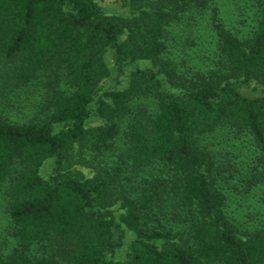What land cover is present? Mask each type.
Instances as JSON below:
<instances>
[{"label": "trees", "instance_id": "1", "mask_svg": "<svg viewBox=\"0 0 264 264\" xmlns=\"http://www.w3.org/2000/svg\"><path fill=\"white\" fill-rule=\"evenodd\" d=\"M235 1L247 28L214 0H0L12 86L45 88L23 123L0 92V264H264V224L226 208L238 180L264 207V0ZM189 13L210 14L215 68L179 54Z\"/></svg>", "mask_w": 264, "mask_h": 264}, {"label": "rangeland", "instance_id": "2", "mask_svg": "<svg viewBox=\"0 0 264 264\" xmlns=\"http://www.w3.org/2000/svg\"><path fill=\"white\" fill-rule=\"evenodd\" d=\"M105 7L115 11H124L120 9L119 6L122 2L121 0H99ZM215 6L219 8V16L223 23L231 27L233 25L240 29V20H244L246 23L242 27L248 26L250 19V11L245 12L242 8V17L239 13L240 5L236 4L235 0H214ZM241 7H244L243 3ZM210 14L199 15L197 13H189L183 18L185 24L182 26L185 30V34L182 35V40L179 41V54L183 55L184 58L190 65L202 67H212L215 68L213 61L215 59V38L214 35L208 30V24H211ZM189 16V17H188ZM179 38H177V41ZM176 43V42H175ZM174 43V44H175ZM173 44V45H174ZM186 54H183L185 53ZM110 63V60H108ZM147 66V64H144ZM142 67V65H139ZM13 68V64L8 61L0 59V92L9 96L11 101V106L8 108L10 111H5L13 122L23 123L32 118L34 115H40V109L42 104V95L44 94L45 88L42 85H31V86H12L13 82L11 80L10 69ZM136 68L135 66L127 67V76L125 81H122L120 88H124L127 85L128 77L132 71ZM102 86L106 89H113L117 87L111 79L103 81ZM12 90V91H11ZM6 107V106H5ZM42 116V115H41ZM94 125V124H93ZM214 144L218 149V158L221 161L222 158L229 154L231 157L240 155V145L236 143V146L231 147V144L224 143L223 140H215ZM237 147V148H236ZM243 155L244 160H246V152ZM245 162V161H244ZM246 163V162H245ZM47 168V167H46ZM247 178V166H243L242 174ZM236 182V181H235ZM8 183V182H6ZM236 184V183H235ZM238 188L232 189L228 192V200L226 202V208L229 216L234 219H242L247 221V213H252L257 216L256 223L262 222L264 224V207L263 205L256 204V207H251L256 201V198L247 196V186L245 182L237 181ZM5 184L0 187V253H8L12 250L14 245H12L13 239L9 233L8 228V217L6 214L7 207V196Z\"/></svg>", "mask_w": 264, "mask_h": 264}]
</instances>
